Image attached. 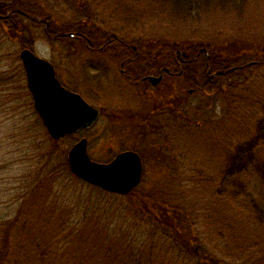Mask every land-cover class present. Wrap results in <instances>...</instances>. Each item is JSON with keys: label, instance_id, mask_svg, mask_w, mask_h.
Here are the masks:
<instances>
[{"label": "rangeland", "instance_id": "374dc122", "mask_svg": "<svg viewBox=\"0 0 264 264\" xmlns=\"http://www.w3.org/2000/svg\"><path fill=\"white\" fill-rule=\"evenodd\" d=\"M119 1L22 0L35 12L52 18L53 25L68 28L67 38L73 39L72 43L47 38L52 26L48 21L35 24L26 15L11 27L0 19V223L18 219L14 231L19 229L20 234L25 225V229L39 230L41 218L52 237L71 234L74 244L67 240L63 246H79L91 264H109L105 260L108 246H133L141 256L148 255L152 246H158L156 257L140 258H148L154 264L256 263V251V255L234 260L222 256L215 259L211 255L214 245L208 237L209 227L219 224L215 215L218 211L223 213L225 206L216 195L218 182L210 181H215L221 166H230L229 155L239 142L253 134L264 117V66L249 68L234 80L233 89L218 94H188L184 77L180 81L166 78L154 90L143 91L150 109L145 120L135 117L127 122L115 121L112 117L116 110L125 109L130 117L129 109L134 106L138 114L139 105L133 104L136 100L131 96L134 89L140 93L141 90H120L118 78V91L104 87L102 101L93 103L87 92L90 82L85 81V85L83 79L91 74L94 80L96 74L87 75L82 68L90 55L76 30L85 21L89 25L87 32L93 31L95 41L104 46L114 45L110 36L116 35L154 55L167 54V47L176 42L199 41L215 45L213 50L221 57H241L247 53L255 61L261 58L260 49H264V0L257 5L258 16L251 13L245 16L244 24L238 22L241 31L234 25L219 29L206 22L182 25L148 20L146 16L134 21L131 17L138 9L143 12L145 5L134 13L129 0L124 2L131 11L120 10ZM84 6L88 18L82 11L79 19L77 8ZM24 49L52 62L58 78L72 90L84 93L100 110V120L92 129L59 141L48 136L26 82L21 59ZM115 75L121 78L119 71ZM91 88L98 90L97 86ZM161 109L163 113H159ZM83 138L88 140L91 158L101 163L126 149L140 154L144 167L140 186L126 196L107 198L93 192L94 186L71 172L58 171L60 153L67 157ZM53 142L58 144L55 149ZM241 178L255 198L264 203V180L256 173H246ZM88 212V219L82 223ZM228 212L229 221L233 222L235 217L246 227L247 235H252L255 226L246 215H239L235 209ZM222 213L219 218L224 216ZM167 238H171L168 243L164 241ZM178 245L200 250L202 260L193 259L188 252V259L184 255L183 261L176 262L167 246L170 249ZM77 261L83 259L78 257Z\"/></svg>", "mask_w": 264, "mask_h": 264}, {"label": "trees", "instance_id": "16d2710c", "mask_svg": "<svg viewBox=\"0 0 264 264\" xmlns=\"http://www.w3.org/2000/svg\"><path fill=\"white\" fill-rule=\"evenodd\" d=\"M263 0H129V7L132 4V8L135 13V9L145 5V9H138V13L134 14L131 19L137 20L139 17H147L148 20L157 22H171L173 24L180 23L182 25H188L191 21L206 22L213 28L229 29L232 25L238 28L239 31L242 27L238 25V22L244 24L245 16L251 15V13H257L259 15L258 4ZM145 2V3H144ZM124 0H120L118 8L120 10L130 9L127 7ZM77 18H81L79 12L85 14L88 18L86 7L83 9L77 8ZM131 11V9H130ZM144 13L145 15H141ZM25 15H28L35 24H43L44 22H50L51 27L47 32V38H59L63 42L72 43L73 39H68V28L63 26L53 25L52 18H49L43 13H38L33 8L26 5L22 0H0V19L6 24L12 25ZM36 17L37 20L34 18ZM129 20V18H127ZM86 20V19H85ZM258 21V20H257ZM47 22V23H48ZM88 22H83L82 26L76 30L79 40L82 41L85 49L90 51H99L103 42H96L93 35V31H88ZM114 45L104 48L106 51L118 52L119 59L123 58L121 54L125 51H140L147 54L151 65V71L159 70L162 67H173V62L176 54L182 57V69L183 76L185 78L184 86L193 88L196 92H203L205 94L220 93L227 89H233V82L238 76H242L243 72L252 67L264 66V49H260V57L255 58V61L246 56L247 53L241 55V57H221L216 55L213 50L215 45L211 43H198L197 41H187L183 43H174L167 47V54L154 55L150 51H144L140 46L129 40L117 38L116 35H111ZM72 40V41H71ZM90 42V44L88 42ZM76 42V41H75ZM22 47L26 48L27 44L21 42ZM104 46V45H103ZM216 50V49H215ZM241 53V52H237ZM165 58H163V57ZM167 56V57H166ZM202 69L200 72L199 70ZM199 73V74H198ZM97 101L96 97L92 96V101ZM93 101V102H94ZM95 103V102H94ZM144 120V119H142ZM54 143V149L58 145ZM60 164L58 171L63 174H71L67 162V157L64 152L60 153ZM63 157V158H62ZM66 158V160H65ZM230 166L228 164L221 166L217 175V180H211L210 182H218L216 195L223 203L225 211L222 213L218 211L215 215L218 218V223L214 226V223L209 227L208 237L212 246L211 255L213 258H229L234 260L240 259L243 255L255 254V251L259 253L255 256L257 262L253 264H264V203L255 198L250 192L246 183L242 180V175L246 173H256L264 180V117L256 124L254 132L247 139L239 142L235 150L228 157ZM50 160V159H49ZM63 160V161H62ZM109 162V161H108ZM50 169L54 171L52 165ZM52 172H50L51 174ZM72 176V175H71ZM78 180V179H77ZM90 187V186H89ZM93 192H97L101 195H105L107 198H114L117 195L109 194L98 188L91 187ZM228 209H235L239 212V215L243 217L246 215L255 226L252 230V235H247V229L245 226L239 224L240 221L233 218V222L228 220L231 215ZM224 216L219 218V214ZM65 215V214H63ZM89 212L83 215L82 223L88 219ZM42 224L33 231L30 228L24 231L19 229L14 231L18 219L12 221H5L0 223V264H91L87 256L81 252L79 246H63L67 240L72 241L74 239L71 234L67 233L63 237L60 235L51 236L50 230L45 226L43 220ZM59 226H61L59 224ZM21 228V223H20ZM69 228V227H68ZM67 228V230H68ZM18 231V232H17ZM15 233V234H14ZM60 234V231H58ZM72 233V232H70ZM253 240H250L251 237ZM171 238H167V241ZM177 244V243H176ZM98 248L100 246H97ZM148 253L150 259H153L157 255V247ZM186 246H167V250H170L173 254V258H176V262L184 260V255L189 258L188 252H190L193 259L202 260L201 251ZM164 250L166 246L163 247ZM187 249V250H186ZM186 250V251H185ZM106 259L109 260V264H154L150 259L141 260L143 257L137 253V250L133 246H108L105 249ZM90 253V251L88 252ZM75 256V257H74ZM80 257L83 261H77ZM199 264V263H197Z\"/></svg>", "mask_w": 264, "mask_h": 264}, {"label": "water", "instance_id": "95a60500", "mask_svg": "<svg viewBox=\"0 0 264 264\" xmlns=\"http://www.w3.org/2000/svg\"><path fill=\"white\" fill-rule=\"evenodd\" d=\"M21 59L27 76L34 107L53 140H60L91 128L99 111L80 95L65 89L56 78L54 66L30 50H23ZM161 78L152 79L157 85ZM87 140L82 139L69 151L70 171L87 184L116 195H128L142 180L143 165L138 154L125 152L109 164L91 160Z\"/></svg>", "mask_w": 264, "mask_h": 264}, {"label": "flooded vegetation", "instance_id": "af4514ba", "mask_svg": "<svg viewBox=\"0 0 264 264\" xmlns=\"http://www.w3.org/2000/svg\"><path fill=\"white\" fill-rule=\"evenodd\" d=\"M110 41H111L110 39L107 40L108 43H110ZM88 43L90 44V42ZM86 46L88 48L90 47V45L88 46V44ZM106 46L100 47L99 51L88 50V54L90 55V58L86 60L82 68L87 71L86 72L87 75L90 73H94L96 74V76L94 80L92 76L90 77L91 74L88 77H84L83 83L85 81L90 82L87 85L88 86L87 92L91 96L96 97L97 102L102 101L100 99H101V95L103 92L102 89H104V87L106 88L114 87L115 89L117 88V91H118V88L120 85L118 78L121 79L120 90L125 87L127 88L133 87V88H138L139 90H141V93H140L138 92V90L134 91L135 90L134 89L132 96H131V98H133L134 96L135 97L134 100H136L133 102V104L139 105L138 114L135 112L134 106L132 105L133 108L129 109L130 117L126 115L125 109L116 110L115 115L112 117V119L115 121L121 120V122H124V121L127 122V120H134L135 117L138 119L145 120L146 118L144 116H146V114L150 112V109H148V105L146 104V101H145V95H144L145 92L151 89L154 90L166 78L168 80L172 78L174 80L180 81L184 77L183 69H182V57H180L179 54H176L174 58L173 67L165 66V67L160 68L158 71L157 70L151 71L150 59L149 57H147V54H145L144 52L125 51L121 53L123 54L122 55L123 58L119 59L118 52L106 51L104 50ZM118 71H119L121 78L118 77V75H115V73ZM56 73L58 75L57 69H56ZM160 76L163 77L160 84L157 86H154V84L152 83V78L160 77ZM84 84L86 85V83ZM63 85L69 90H72V88L69 87L67 84L64 83ZM92 86H97L98 90L93 91L91 88ZM187 90H188L187 92L194 91L193 88H189ZM81 95L84 98L86 97L84 93H81ZM173 97L176 98L175 95H173ZM163 112L164 110L162 111L161 109L159 113H163Z\"/></svg>", "mask_w": 264, "mask_h": 264}]
</instances>
